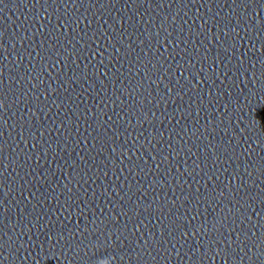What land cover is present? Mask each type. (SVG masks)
Returning <instances> with one entry per match:
<instances>
[{
    "label": "snow or ice",
    "instance_id": "snow-or-ice-1",
    "mask_svg": "<svg viewBox=\"0 0 264 264\" xmlns=\"http://www.w3.org/2000/svg\"><path fill=\"white\" fill-rule=\"evenodd\" d=\"M256 118L260 122H264V110L258 109L256 111Z\"/></svg>",
    "mask_w": 264,
    "mask_h": 264
}]
</instances>
